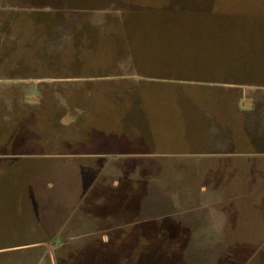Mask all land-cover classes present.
Masks as SVG:
<instances>
[{"label": "rangeland", "instance_id": "1", "mask_svg": "<svg viewBox=\"0 0 264 264\" xmlns=\"http://www.w3.org/2000/svg\"><path fill=\"white\" fill-rule=\"evenodd\" d=\"M214 51L249 59L250 69L264 66V0H0V142L18 137L14 148L8 149L11 154L0 155V167H20L23 175H35L46 168L41 167L43 160L106 149V158L112 160L116 151L149 153L155 159L170 155L164 161L175 165V170L178 156L191 147L182 142L179 92L177 85L166 87L149 79L189 75L204 55ZM256 69L242 78L264 85V70ZM99 74H108L112 81L124 76L130 86L139 88L133 93L140 96L138 103L126 108L129 105L119 100L116 113L107 107L99 113L96 108L91 112L73 107L76 102L71 98L81 85L66 78ZM40 113L58 118L64 128L51 135V130L43 129ZM95 117L106 124L101 128L105 137L114 133L129 142L102 143L104 137L91 122ZM84 120L87 124H81ZM82 125V136L91 132L93 141L77 147L71 141L78 142L75 128ZM231 127L238 129L236 123ZM50 136L53 146H43ZM142 139L149 143L137 142ZM237 144L241 145L235 150L249 148ZM126 168L135 167L97 169V187L84 189L68 224L53 237L44 235L50 232L47 226L42 230L23 212L20 225L7 223L0 231V264H68L65 252L80 251L90 241L104 244L102 252L82 250L88 253L84 261L92 264L99 260L104 264H227V241L252 245L256 240L223 235L208 243L207 237L162 230L159 224H152V230L138 229L132 218L141 211V189L120 175ZM171 172L169 177L174 179ZM48 180L43 181L47 188ZM39 185L36 180L35 197L30 182L35 207L28 206L49 225L53 211L49 199L55 200L56 207L59 202L68 207L73 192L46 191ZM44 236L46 242L32 244Z\"/></svg>", "mask_w": 264, "mask_h": 264}, {"label": "crops", "instance_id": "2", "mask_svg": "<svg viewBox=\"0 0 264 264\" xmlns=\"http://www.w3.org/2000/svg\"><path fill=\"white\" fill-rule=\"evenodd\" d=\"M204 56L189 78L178 75L149 79L166 87L177 85L180 93L177 104L184 130L182 142L191 147L178 156L176 169H172L175 165L171 162L164 161L170 155L155 159L149 153L116 151L112 160L106 158L105 154L109 153L106 149L99 154L71 153L50 159L41 166L46 168L39 171L35 182L49 178V188L72 190L73 195L65 209L58 204L49 225L44 217L49 230L56 233L66 227L68 212L80 202L84 189L94 188L97 183L94 174L97 169L112 172L117 167H135L126 168L120 175L127 184L141 189V211L132 218L134 225L141 227L138 229L152 230V224H159L162 230L175 229L187 235L207 237L208 243H216L214 237L223 235L256 237L252 245L227 241V264H264V85L242 78L256 68L259 73L264 66L257 64L250 69L249 59L231 54L212 52ZM66 79L81 85L71 98L76 102L73 107L96 108L98 113L107 107L116 113L119 100L129 108L140 99L139 95H133L139 88L130 86L122 75L113 79L115 83L110 77ZM104 93L110 95L105 97ZM94 120L91 122L96 124V132L104 137L100 138L102 143L129 142L120 140L114 133L105 137L101 128L106 124L97 117ZM85 123L86 120L81 124ZM233 123L238 129L231 127ZM83 129L85 125L75 128V134ZM191 129L196 132L187 133ZM90 137L91 132L82 142L75 140L74 144L77 147L88 144L93 141ZM239 141L249 148L235 150V146L241 145L237 144ZM137 142L149 143L147 139ZM136 169L140 171L135 173ZM171 171L175 172L174 179L169 177ZM113 184L119 186L116 180Z\"/></svg>", "mask_w": 264, "mask_h": 264}, {"label": "trees", "instance_id": "3", "mask_svg": "<svg viewBox=\"0 0 264 264\" xmlns=\"http://www.w3.org/2000/svg\"><path fill=\"white\" fill-rule=\"evenodd\" d=\"M207 21H209V20H207ZM216 51H214V52H216ZM198 67H196L195 70ZM192 69H194V68H192ZM188 73H189V75L193 74V70L188 71ZM189 75H186V77L189 78ZM98 77H110V76L108 74H99ZM40 114H41V118H39V119L44 121V123H45L43 129H46V131L51 130V132H52L51 135L54 132H56V129H59V131H61L64 128V125L59 121L58 118L55 119L52 116L49 117L48 115L45 116L43 113H40ZM8 124H11V123H8ZM13 124H14V121H13ZM82 135H85V134L81 133V132L77 133V136H80L79 140H78L79 142H82L83 139H85V136H82ZM17 139H18V137L15 136V137H11V138L7 139L5 142L4 141L0 142V155L11 154V153H8V152H11V150H8V149L10 147L14 148ZM46 139H48V138H46ZM48 140H49V143H46V141H43V146H45L46 144H50V143L53 146L52 136H50ZM75 140L76 139L71 141L73 145H75L74 144ZM10 149H12V148H10ZM27 155H31V154H27ZM62 155H65V154H62ZM12 162H15V161H12ZM47 163H49V160H43L41 166H43ZM18 171H20V173H17ZM30 174H31V172L23 175V172H22V170H20V167H0V231H3V228H5L7 223H9V222L15 223L13 225H20L19 217H21L22 212L27 217H29L31 219L33 218L34 222L36 221L38 226L39 225L41 226L42 230L46 229L45 228L46 222H45V220H43L44 217L43 216H41V217L37 216L36 217V215L33 213V211L35 210V208H34L35 204L31 203L32 202L31 197H30L31 192L28 191L30 188L29 185L31 182V185L35 186L32 189H34V193H35V197H36L37 188H36V182L34 179H35V177H37L39 172H37L35 175H32V174L30 175ZM37 181H39V183H40L39 186L41 188L44 187V188H46V191L49 190V188L44 186L45 184L43 183V181H45V180H37ZM50 189L52 190V188H50ZM82 198L80 199V202H81ZM44 199H46V198H40L39 201L44 200ZM49 200H51L49 205L52 206V207H49V210L53 209V211L51 212V215H54L52 213L56 210V208L58 207V204L64 206V204H61L63 202H59L57 204V207H56L55 200L54 199H49ZM79 203L77 205H80ZM29 204H30V206H32V205L34 206L32 208V211H31L30 207L28 206ZM45 212H46V210H45ZM70 213L71 212H68L67 217H69ZM44 235H51V237H53L55 235V233L53 230H50V232H48V234H46L44 232ZM46 241H47V237L44 236V239L42 241H37V242H34L32 244H40V243H43ZM109 244H110V242L107 245H109ZM25 245H30V244H25ZM102 245H104V244H102L100 241H90L86 245V247L80 249V251H76V252L67 251V252H65L64 256H65V259L67 260L68 264H92L90 262L86 261L87 262L86 263L84 261L85 257L88 256V253H86V254L84 253V251H85L84 249H88L91 251L97 250L98 252H102V249H101L103 247ZM14 247H16V246H11V248H14ZM82 250H84V251H82ZM59 264H60V262H59ZM99 264H104V263L101 262V260H99Z\"/></svg>", "mask_w": 264, "mask_h": 264}]
</instances>
